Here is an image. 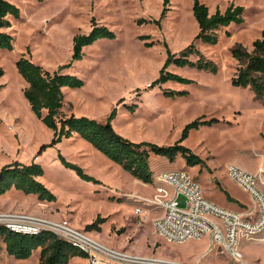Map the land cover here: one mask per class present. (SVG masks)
I'll return each instance as SVG.
<instances>
[{
  "label": "rangeland",
  "instance_id": "1",
  "mask_svg": "<svg viewBox=\"0 0 264 264\" xmlns=\"http://www.w3.org/2000/svg\"><path fill=\"white\" fill-rule=\"evenodd\" d=\"M21 9L20 19H11L6 29L14 37L13 50L0 51V168L19 161L37 162L45 174L40 181L55 194L56 201L41 202L16 190L0 197V214L23 213L50 219H67L85 230L104 248L137 258H164L195 263L210 248V235L172 243L160 237L154 220L160 209H145L130 194L152 196L155 186L138 182L123 167L83 138L53 142L54 132L32 111L24 96L27 84L17 69L26 56L45 70L54 72L71 62L73 39L98 26L113 30L116 39H101L85 48L82 60L66 70L86 82L84 88L66 90L64 115L75 114L105 122L116 109L112 124L123 137L134 142L161 146L176 144L185 126L199 117L216 118L211 126L191 131L183 145L202 158L206 166L188 167L178 156L175 162L151 155L150 164L162 170H187L202 186L203 194L220 206L242 211L252 207L251 195L231 176L235 166L255 175L264 193V103L248 87L232 83L238 61L232 49L242 44L252 50L264 31V0H201L211 13L230 5L245 7V22L221 28L218 43L196 41L204 59L217 70L171 65L167 71L193 80L191 84L159 78L167 60V47L176 54L186 49L199 33L193 0H170L164 18V0H9ZM145 19L147 22L139 23ZM160 21L157 24L156 21ZM193 61L199 56L192 55ZM187 91L167 96L164 91ZM81 166L98 183L85 181L67 169L59 155ZM130 193V194H129ZM228 194L232 200L228 199ZM184 199V196H180ZM104 220L94 230L87 226ZM241 264H264V234L257 240H242ZM40 250L29 259H17L0 242V264H41ZM75 258L69 264H88ZM123 264H136L120 261ZM201 264H238L228 256L208 255Z\"/></svg>",
  "mask_w": 264,
  "mask_h": 264
},
{
  "label": "trees",
  "instance_id": "2",
  "mask_svg": "<svg viewBox=\"0 0 264 264\" xmlns=\"http://www.w3.org/2000/svg\"><path fill=\"white\" fill-rule=\"evenodd\" d=\"M170 0H164L162 17L164 18ZM193 14L199 26V33L186 49L179 54L173 53L167 47V60L160 71L159 78L152 84H164L168 81H176L191 84L193 80L184 78L175 73L168 72L171 65L178 67H196L216 71L217 66L210 60L204 59L195 42L201 41L206 44L216 45L218 43V31L232 24H243L245 22V7L241 5H230L225 11L219 9L215 13L201 0H193ZM21 18V9L9 0H0V51L14 49V37L6 29L12 27L11 19ZM147 22L145 19L139 23ZM160 24V21H156ZM117 34L106 26H98L93 20V28L87 34H78L73 39V53L70 63L61 65L56 71L45 70L40 64L31 58L22 56L16 63L17 69L27 87L24 96L28 100L33 113L54 132L53 142L55 145L64 138H71L75 134L90 142L98 151L106 155L113 162L121 165L125 171L134 178L146 183H154V172L150 159L151 155L162 156L170 162H175L178 156H182L188 167L197 165L206 166L205 161L195 154L190 148L183 145L191 131L202 126H211L218 122L216 118L198 119L187 124L179 141L170 146H161L152 142H134L120 135L114 128L112 121L116 115L113 110L110 117L102 122L86 116L64 115L62 109L66 100V90H78L84 88L86 82L80 77L69 74L66 70L71 68L76 61L85 56V48L90 47L101 39H116ZM199 56L193 61L192 55ZM232 56L238 61L237 71L232 83L236 87L250 88L264 103V31L262 36L252 44L249 50L242 44H237L232 49ZM5 74L0 68V77ZM3 85L0 84V89ZM167 96L186 95L187 91H164ZM61 163L85 180L98 183L78 164L67 160L59 155ZM45 174L44 168L37 162L30 164L19 161L7 164L0 168V197L6 193L16 190L26 196H36L41 202H54L56 196L41 181ZM228 199L232 197L228 194ZM98 218L94 223L87 226L88 230H94L103 222ZM0 242L6 246V252L17 259H29L40 250L41 264H69L75 258H88V254L71 242L60 238L53 232L43 231L39 234H23L12 231L0 224Z\"/></svg>",
  "mask_w": 264,
  "mask_h": 264
},
{
  "label": "built area",
  "instance_id": "3",
  "mask_svg": "<svg viewBox=\"0 0 264 264\" xmlns=\"http://www.w3.org/2000/svg\"><path fill=\"white\" fill-rule=\"evenodd\" d=\"M228 175L251 195L252 207L237 211L220 206L204 196L201 184L187 170L156 173L153 183L155 193L150 197L130 194L135 202L142 204L135 209L137 214H142L145 209L162 211V216L154 220V228L166 241L181 244L192 238L210 235L208 252L195 263L121 255L104 248L88 232L73 227L67 219L9 213L0 214V224L23 234L53 232L86 252L88 264H123L120 261L126 260L136 264H201L202 258L212 254L228 256L233 262L241 264L244 262L241 241H254L264 234V193L257 187L255 175L235 166L229 168ZM181 195L184 199L180 198Z\"/></svg>",
  "mask_w": 264,
  "mask_h": 264
},
{
  "label": "crops",
  "instance_id": "4",
  "mask_svg": "<svg viewBox=\"0 0 264 264\" xmlns=\"http://www.w3.org/2000/svg\"><path fill=\"white\" fill-rule=\"evenodd\" d=\"M63 108H64V107H63ZM62 111H63V109H62ZM72 114H73V113H72ZM72 114H70V115H72ZM70 115H68V116H70ZM74 137L80 138V136L77 135V134H75ZM151 167H152V170H153V172H154V175H155L156 173H158V172H161V171H172V170H162L161 168L157 169V171H156L152 165H151ZM138 182L142 183V185L145 186V187H148V186L151 185V184H146V183H144V182H142V181H140V180H138ZM12 191H14V190H12ZM12 191H10V192H12ZM129 194H130V193H129Z\"/></svg>",
  "mask_w": 264,
  "mask_h": 264
},
{
  "label": "bare ground",
  "instance_id": "5",
  "mask_svg": "<svg viewBox=\"0 0 264 264\" xmlns=\"http://www.w3.org/2000/svg\"><path fill=\"white\" fill-rule=\"evenodd\" d=\"M120 254V253H119ZM122 255V254H121ZM128 259H130V258H128Z\"/></svg>",
  "mask_w": 264,
  "mask_h": 264
}]
</instances>
